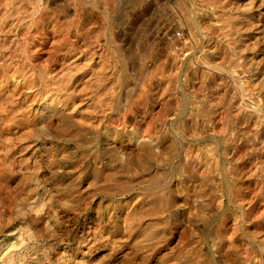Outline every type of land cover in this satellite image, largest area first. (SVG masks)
<instances>
[{"label": "rangeland", "instance_id": "374dc122", "mask_svg": "<svg viewBox=\"0 0 264 264\" xmlns=\"http://www.w3.org/2000/svg\"><path fill=\"white\" fill-rule=\"evenodd\" d=\"M0 264H264V0H0Z\"/></svg>", "mask_w": 264, "mask_h": 264}, {"label": "bare ground", "instance_id": "6f19581e", "mask_svg": "<svg viewBox=\"0 0 264 264\" xmlns=\"http://www.w3.org/2000/svg\"><path fill=\"white\" fill-rule=\"evenodd\" d=\"M54 1V0H53ZM67 12V11H66ZM67 14V13H66ZM179 23V22H178ZM182 37H183V35H182ZM204 51V50H203ZM158 196V195H157ZM160 197V196H159ZM152 198V197H151ZM150 198V199H151ZM154 199H157V197H155ZM163 199V198H162ZM148 200H149V198H148ZM161 200V199H160ZM154 213V212H153ZM263 247V246H262Z\"/></svg>", "mask_w": 264, "mask_h": 264}]
</instances>
